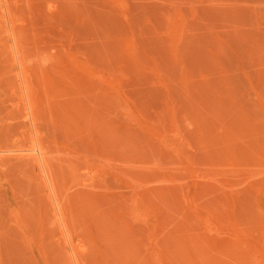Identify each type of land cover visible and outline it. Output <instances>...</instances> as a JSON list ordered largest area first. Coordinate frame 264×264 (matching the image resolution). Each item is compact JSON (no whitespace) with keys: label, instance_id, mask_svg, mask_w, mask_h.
<instances>
[{"label":"rangeland","instance_id":"374dc122","mask_svg":"<svg viewBox=\"0 0 264 264\" xmlns=\"http://www.w3.org/2000/svg\"><path fill=\"white\" fill-rule=\"evenodd\" d=\"M0 264H264V0H0Z\"/></svg>","mask_w":264,"mask_h":264}]
</instances>
